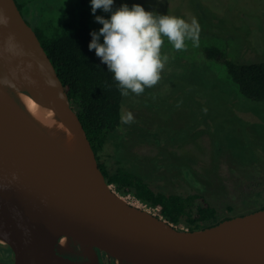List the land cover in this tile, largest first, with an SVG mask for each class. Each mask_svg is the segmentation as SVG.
Listing matches in <instances>:
<instances>
[{"label": "water", "instance_id": "water-1", "mask_svg": "<svg viewBox=\"0 0 264 264\" xmlns=\"http://www.w3.org/2000/svg\"><path fill=\"white\" fill-rule=\"evenodd\" d=\"M0 239L13 264H264V207L190 230L108 184L68 93L15 0H0ZM16 92L54 109L71 152ZM65 237L67 248L59 243ZM3 264V263H0Z\"/></svg>", "mask_w": 264, "mask_h": 264}, {"label": "rangeland", "instance_id": "rangeland-1", "mask_svg": "<svg viewBox=\"0 0 264 264\" xmlns=\"http://www.w3.org/2000/svg\"><path fill=\"white\" fill-rule=\"evenodd\" d=\"M40 1L27 15L32 28L59 19L79 0ZM121 4H140L189 23L195 18L201 30L198 46L186 40L181 51L164 38L161 54L168 60L160 81L140 95L123 96L122 115L131 112L134 122L121 121L99 160L110 171L123 165L143 175L156 191L200 192L219 219L264 204V102L242 97L224 64L205 55L215 45L238 61L263 59L264 0H114L113 10ZM95 16L107 19L110 13H92L98 31L102 25ZM124 198L145 207L130 194Z\"/></svg>", "mask_w": 264, "mask_h": 264}, {"label": "trees", "instance_id": "trees-1", "mask_svg": "<svg viewBox=\"0 0 264 264\" xmlns=\"http://www.w3.org/2000/svg\"><path fill=\"white\" fill-rule=\"evenodd\" d=\"M37 1L15 0L27 23V15ZM46 1L40 2L43 4ZM69 7L64 9L59 19L41 20L33 29L68 93L107 183L112 184L120 195L130 194L145 207L157 209L158 214L178 227L183 225L193 230L231 217L219 219L216 208L200 192L180 194L156 191L143 175L123 165L110 171L99 160V152L121 125L123 95L107 65L96 56L94 49L88 48L94 28L87 0H79L78 6ZM205 55L224 64L228 79L242 97L264 102V58L252 62L238 61L215 45L207 47ZM263 207L264 204L256 209ZM228 208L231 209V206Z\"/></svg>", "mask_w": 264, "mask_h": 264}, {"label": "clouds", "instance_id": "clouds-1", "mask_svg": "<svg viewBox=\"0 0 264 264\" xmlns=\"http://www.w3.org/2000/svg\"><path fill=\"white\" fill-rule=\"evenodd\" d=\"M113 2L90 0L93 14L102 9L109 12L110 17L95 16L102 27L90 33L88 48L94 49L96 56L107 65L121 95L127 96L129 92L140 95L146 87L155 86L161 79V71L168 60L161 54L164 38L177 51L186 48V40L198 46L200 25L195 18L189 23L176 16L146 11L140 4H133L131 8L121 4L113 10ZM0 22L7 24V18H0ZM121 121L130 124L134 116L126 112Z\"/></svg>", "mask_w": 264, "mask_h": 264}, {"label": "bare ground", "instance_id": "bare-ground-1", "mask_svg": "<svg viewBox=\"0 0 264 264\" xmlns=\"http://www.w3.org/2000/svg\"><path fill=\"white\" fill-rule=\"evenodd\" d=\"M15 94L25 107L26 111L30 114V116H32L33 119L38 122V124H40L53 138L58 140L69 151H77L78 146L74 135L58 118V115L54 109L34 101L26 93L16 92ZM0 243H3L1 239ZM59 244L62 247L67 248L68 241L65 237H63L60 240Z\"/></svg>", "mask_w": 264, "mask_h": 264}, {"label": "flooded vegetation", "instance_id": "flooded-vegetation-1", "mask_svg": "<svg viewBox=\"0 0 264 264\" xmlns=\"http://www.w3.org/2000/svg\"><path fill=\"white\" fill-rule=\"evenodd\" d=\"M14 254L8 247V245L0 244V263L3 264H13ZM103 264H115L112 258H106L105 255H102Z\"/></svg>", "mask_w": 264, "mask_h": 264}]
</instances>
